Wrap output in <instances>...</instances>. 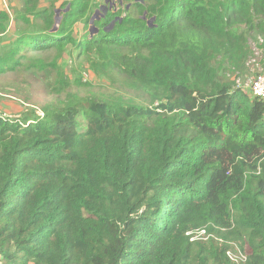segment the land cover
I'll use <instances>...</instances> for the list:
<instances>
[{"label":"trees","instance_id":"obj_1","mask_svg":"<svg viewBox=\"0 0 264 264\" xmlns=\"http://www.w3.org/2000/svg\"><path fill=\"white\" fill-rule=\"evenodd\" d=\"M7 1L0 71L22 48L71 46L150 102L0 116V264H236L234 245L264 264V102L222 73L264 34V0H135L100 18L98 0ZM198 228L212 235L190 241Z\"/></svg>","mask_w":264,"mask_h":264},{"label":"rangeland","instance_id":"obj_2","mask_svg":"<svg viewBox=\"0 0 264 264\" xmlns=\"http://www.w3.org/2000/svg\"><path fill=\"white\" fill-rule=\"evenodd\" d=\"M63 1L67 0H42L41 6L52 5L58 8ZM98 1L106 10L104 12L97 9L96 18H100L110 9L121 12L122 16L126 11L133 16L136 14L131 8L135 0ZM9 6L7 0H0V9ZM10 13L13 14L12 9ZM83 26V23H77L74 35L81 36L84 33ZM14 29V23L10 22L8 30L0 34V57L11 51ZM247 45L249 53L243 67L240 70L228 69L222 73L252 99L249 84L254 75L264 68V34L251 33ZM15 57L18 63L5 68L3 72L0 71V116L2 117L14 120L41 117L43 109L55 108L68 99L81 101L83 105L90 100L103 99L144 105L150 102L145 94L129 87L127 81L116 72L97 74L88 66L83 55L73 51L71 46L63 51L55 48L39 50L22 48ZM60 75L64 78H60ZM60 80H67V84L62 86L58 83Z\"/></svg>","mask_w":264,"mask_h":264},{"label":"built area","instance_id":"obj_3","mask_svg":"<svg viewBox=\"0 0 264 264\" xmlns=\"http://www.w3.org/2000/svg\"><path fill=\"white\" fill-rule=\"evenodd\" d=\"M250 91L253 97H257L264 102V68L260 69L253 77L249 84ZM190 241L198 239L207 240L212 234L208 233L205 228L193 229L186 232ZM226 254L230 260L236 264H246L247 255L244 251H241L238 245H234V248L228 249Z\"/></svg>","mask_w":264,"mask_h":264},{"label":"water","instance_id":"obj_4","mask_svg":"<svg viewBox=\"0 0 264 264\" xmlns=\"http://www.w3.org/2000/svg\"><path fill=\"white\" fill-rule=\"evenodd\" d=\"M100 10H102V11H104V10H106V8L103 6V5H101V7H100ZM98 11V10H97ZM58 12V11H57ZM105 12V11H104ZM96 14V13H95ZM56 22H58V19L56 18Z\"/></svg>","mask_w":264,"mask_h":264},{"label":"clouds","instance_id":"obj_5","mask_svg":"<svg viewBox=\"0 0 264 264\" xmlns=\"http://www.w3.org/2000/svg\"><path fill=\"white\" fill-rule=\"evenodd\" d=\"M99 10V9H98ZM102 16H103V14H102ZM186 234V233H185ZM189 237V236H188Z\"/></svg>","mask_w":264,"mask_h":264}]
</instances>
